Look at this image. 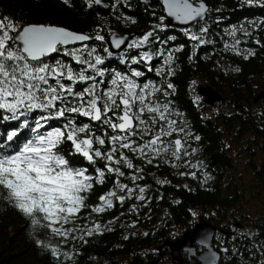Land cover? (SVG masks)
Here are the masks:
<instances>
[{
  "label": "trees",
  "instance_id": "trees-1",
  "mask_svg": "<svg viewBox=\"0 0 264 264\" xmlns=\"http://www.w3.org/2000/svg\"><path fill=\"white\" fill-rule=\"evenodd\" d=\"M202 1L207 5L205 19L196 26L180 28L167 24L160 0H101L99 4L94 0H69L67 4L64 0H0V19L9 18L17 28L23 23L55 24L89 36L84 43L58 45V51L42 58L51 65L61 61L71 66L74 73L87 69L85 75L94 79L77 80L75 84L62 80L74 93L92 89L96 95H102L115 87V73L134 80L138 92L149 85L144 90L145 103L159 106L165 119L145 110L142 118L151 131L145 135V125L136 128V135L127 141L134 148L144 145L161 128L170 130L169 120L176 121L172 127L177 130L161 137L166 150L159 155L149 149L142 154L120 148L123 141L117 142L113 159L119 160L123 153L132 168L103 157L89 161L75 152L71 141L64 139L57 151L69 167L84 170L92 184L89 191L82 193L85 207L69 222L52 224L66 235L53 233L45 226L49 221L42 215H37L39 223L33 224V217L17 209L8 191L0 186V264H132L135 260L146 263L157 259L173 264L164 242L176 239L199 218L216 226L213 240L221 249L218 264H264V209L254 214L243 213V209H250L251 199L261 203L264 200L259 187L249 186L239 168L240 163L244 169L249 168L256 182L264 187V97H258L264 93V0ZM109 32L132 35L135 44L111 52L105 42ZM148 33L152 35L147 42L139 44ZM97 36L103 39H96ZM8 44L15 50L13 41ZM85 47L88 51L76 55L86 63H78L65 54L66 50L73 52ZM144 53L152 58L144 59ZM96 56L103 61L97 65L103 75L88 68V63H95ZM133 71L142 75L132 76ZM49 84L55 85V80L49 78ZM169 84L173 87L169 88ZM199 86L210 87L221 98L206 103L198 93ZM120 89L116 91L126 90ZM65 95L67 102L57 101V109L86 104L91 99L88 94L83 101ZM164 105H168L167 111ZM139 107L137 102L133 111ZM54 111L33 109L17 119H4L11 113L0 110V153L19 151L37 134L33 132L37 121L43 124L37 130L41 135L55 128L63 129L69 120L77 127L87 124V134L80 133L79 137L105 139V144L93 145L102 153L113 147L111 137L127 134L114 131L103 120L94 121L79 113L66 112L65 117L40 120ZM116 114L122 113L117 109ZM152 117L156 118L155 123H151ZM112 120L119 122L115 116ZM12 132L16 136L9 141L7 137ZM177 138L182 143L179 158L173 155L176 149L170 143ZM107 166L118 167L124 174L109 172ZM100 172L104 174L103 182L97 183ZM117 181L127 188L121 191ZM109 191L116 192L111 197L112 207L92 211L102 204L99 197ZM118 196H123V201Z\"/></svg>",
  "mask_w": 264,
  "mask_h": 264
},
{
  "label": "snow or ice",
  "instance_id": "snow-or-ice-1",
  "mask_svg": "<svg viewBox=\"0 0 264 264\" xmlns=\"http://www.w3.org/2000/svg\"><path fill=\"white\" fill-rule=\"evenodd\" d=\"M64 2L67 4L69 0H64ZM94 2L99 4L101 0H94ZM164 4L168 14L175 16L177 20H193L204 11L202 5L199 9L193 8L188 0H164ZM11 33H16V35L13 36ZM151 35L152 33L145 35L139 44L147 42ZM88 39L89 37L86 35L55 26L29 25L18 30L15 23L9 18L0 19V110L11 113V116H5L4 119H17L33 109L55 110L54 114L50 112L48 116L41 117L40 120L46 121L47 119L65 117L66 112L79 113L94 121L103 120V123L108 124L114 131L118 129L120 132L127 133L123 136L111 137L109 142L113 144V147L108 153H102L99 148H94L93 145L94 143L103 145L105 139L87 135L83 139L79 137L80 133L87 134L89 129L87 124L77 127L73 120H69L63 129L55 128L47 134L41 135L38 134L37 130L43 127V124L37 121L36 127L33 129V132L37 134L25 143L19 151L14 152V154L0 153V186L8 191V197L15 202L14 206L17 209L26 216L33 217V224H38L39 220L35 217L42 215L44 220L49 221L45 226L51 228L55 234L66 235V232H62L60 228H53L52 224L61 220L69 222L74 214L85 207V197L82 193L92 188V184L89 183L91 178L85 175L84 170L69 167L68 161L57 151L64 139L71 141L75 152L80 153L89 161H94V157H103L116 164L123 162L128 168H132L131 161L123 153H121L119 160L113 159V154L117 151L115 146L117 142L123 141L119 144L120 148L138 151L142 154L145 149H149L159 155L161 150H166L165 142L161 137L170 136L177 131L172 127L176 121L169 120L167 123L170 130L166 131L161 128L160 132L144 145L134 148L132 143L127 141L131 136L136 135L135 129L139 128L140 125H145L142 130L144 134L147 135L151 131L147 127L148 122L142 118L145 110L148 113H159V119H165L164 113L159 112V106L152 107L145 103L143 93L149 85L139 88L138 92V85L134 80L120 73H115L112 80L115 87L102 95H96L92 89H85L83 93H74L73 88L66 86L62 80L66 79L75 84L77 80L94 79V77L85 75L87 69L74 73L71 66L61 61H57L56 65H51L42 60L50 53L58 51V45H67L71 42ZM96 39H103V37L97 36ZM192 39H197V37L193 36ZM9 41H20L22 47L13 50L9 47ZM122 42V40H117L115 44L119 46ZM80 51L86 52L88 50L86 47L73 52L66 50L65 54L72 56L78 63H86L80 56L76 55ZM94 51L93 49L92 52ZM92 52H88V55L91 56ZM143 58L151 59L152 57L148 53H144ZM170 60L171 56L168 57V61ZM102 62L101 57L96 56L95 63H88V68L97 70V65ZM97 74L103 75V72L97 70ZM141 75L142 73L138 71L132 72V76L139 77ZM49 78L55 80V85L49 84ZM168 87L172 88L173 86L169 84ZM117 88L126 90L117 92ZM158 90L154 89V91ZM65 93L77 96L81 101H83L85 94L91 96V99L86 104L81 103L79 106L57 109V101L62 104L67 102ZM117 97L119 102H117ZM137 102L141 107L138 111H133ZM164 108L167 111L168 105H164ZM117 109L122 114L117 115ZM109 113L115 116L119 122H113ZM134 121L138 123L134 124ZM155 122L156 118L152 117L151 123ZM26 124L27 121L24 122V125ZM179 131L183 132V129ZM14 136H16V132L10 133L7 139L11 141ZM170 143L175 145L176 151L173 155L179 158L178 154L182 150L181 140L176 139ZM157 145L160 147H156ZM107 167L109 172H115L117 175L124 174L118 167ZM103 175V172H100L101 178L97 183L103 182ZM133 179L135 180L136 177ZM117 187L123 191L127 185H122L117 181ZM128 191L131 192L132 190L128 189ZM140 191L143 192L144 189H140ZM114 196H116L115 191L101 195L99 200L102 204L93 207L92 211L102 212L105 207L111 208V197ZM117 199L123 201L124 197L118 196ZM138 199H143V197H138ZM96 229L99 230V225L96 226ZM88 234L90 235L91 231ZM37 243L41 242L37 241ZM52 253L56 255L57 250L53 248Z\"/></svg>",
  "mask_w": 264,
  "mask_h": 264
},
{
  "label": "water",
  "instance_id": "water-1",
  "mask_svg": "<svg viewBox=\"0 0 264 264\" xmlns=\"http://www.w3.org/2000/svg\"><path fill=\"white\" fill-rule=\"evenodd\" d=\"M160 1L163 6V9L166 15V22L168 25H174L180 28L196 26L201 20L205 19L207 15V5L205 4L204 1L198 0L196 2H193L192 0H188V2L192 5L193 8L199 9L202 5L204 8V11L201 13V15L196 16L195 19L193 20H186V21L177 20L175 16H170L168 14V10L164 4V0H160ZM29 25L55 26V27L67 29L68 31H71L74 33L83 34V35L88 36L86 33L78 32L70 28H67L65 26H59L55 24L23 23L19 25L18 30L22 29V27L24 26H29ZM15 35L16 33H13V36ZM117 40H122L123 42L119 44V46H117L115 44V41ZM85 41L87 40L75 41L67 45L80 44ZM105 42L107 43V47L111 52H116L120 49L125 48L129 44L134 43L135 38L134 36L126 34V33L109 32L106 35ZM13 44L15 46V49L18 47H22V42L20 41H13ZM198 93L201 96H203L204 101L209 104L221 98L220 94H218L216 91L212 90L208 86H199ZM258 97H264V93L259 94ZM134 124H135V121H134ZM261 167H262V174L264 175V162L262 163ZM215 230H216L215 225H213L212 223H210L209 221L205 219L199 218V220L192 226V228L186 229L176 239L166 240L164 242V245L169 248V252L172 255V259L176 261L174 264H218L219 253L213 247V234ZM194 243L201 245L203 247V250L197 252L196 247L194 246ZM182 250L187 253L186 259H184L180 255V251ZM132 264H159V263L157 260H151L146 263H144L143 261H139L137 263V260H135Z\"/></svg>",
  "mask_w": 264,
  "mask_h": 264
},
{
  "label": "rangeland",
  "instance_id": "rangeland-1",
  "mask_svg": "<svg viewBox=\"0 0 264 264\" xmlns=\"http://www.w3.org/2000/svg\"><path fill=\"white\" fill-rule=\"evenodd\" d=\"M18 29V28H17ZM13 35V34H12ZM120 90H123V89H120ZM145 96L147 95L145 92L143 93ZM263 159V162H264V157L262 158ZM258 160V158L257 159H255V161L256 162H258L257 161ZM239 168H240V170H242L243 171V173H244V176H245V180H246V182H247V184L249 185V186H257V187H259V191L258 192H261V196L263 197V198H261V199H263L264 200V187L263 186H261V185H259V183L258 182H256V180H255V175H253L251 172H250V169L248 168V169H244V166H243V164L242 163H240L239 164ZM257 184H256V183ZM250 206V209H243V213H259L261 210H263L264 209V203H261V202H257V200H255V199H251V201L248 203V207ZM198 221V220H197ZM196 221V222H197Z\"/></svg>",
  "mask_w": 264,
  "mask_h": 264
},
{
  "label": "flooded vegetation",
  "instance_id": "flooded-vegetation-1",
  "mask_svg": "<svg viewBox=\"0 0 264 264\" xmlns=\"http://www.w3.org/2000/svg\"><path fill=\"white\" fill-rule=\"evenodd\" d=\"M193 2H196V1H198V0H192ZM177 27V26H176ZM187 28V27H186ZM135 38V37H134ZM108 48V47H107ZM215 232H216V230H215ZM215 238V234H213V239ZM215 242H214V240H213V247H214V249L219 253V259H220V254H221V249L220 248H217V246L214 244ZM194 246L196 247V251L198 252V251H201V250H203V247L201 246V245H199V244H197V243H194ZM184 253V254H183ZM180 255L184 258V259H186L187 258V253L185 252V251H180ZM172 256V255H171ZM157 261H158V263L159 264H163V263H161L158 259H157ZM176 261L174 260V262H173V264L175 263Z\"/></svg>",
  "mask_w": 264,
  "mask_h": 264
},
{
  "label": "bare ground",
  "instance_id": "bare-ground-1",
  "mask_svg": "<svg viewBox=\"0 0 264 264\" xmlns=\"http://www.w3.org/2000/svg\"><path fill=\"white\" fill-rule=\"evenodd\" d=\"M84 43V42H83Z\"/></svg>",
  "mask_w": 264,
  "mask_h": 264
}]
</instances>
